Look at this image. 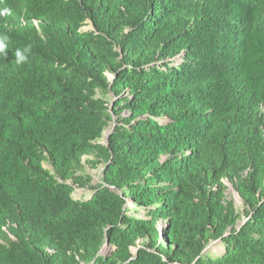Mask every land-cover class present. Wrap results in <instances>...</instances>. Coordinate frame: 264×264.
Wrapping results in <instances>:
<instances>
[{
	"label": "trees",
	"instance_id": "trees-1",
	"mask_svg": "<svg viewBox=\"0 0 264 264\" xmlns=\"http://www.w3.org/2000/svg\"><path fill=\"white\" fill-rule=\"evenodd\" d=\"M5 7L0 235L15 241L0 243V264H264V0ZM86 155L103 182L76 198ZM225 179L237 180L242 226Z\"/></svg>",
	"mask_w": 264,
	"mask_h": 264
},
{
	"label": "rangeland",
	"instance_id": "rangeland-1",
	"mask_svg": "<svg viewBox=\"0 0 264 264\" xmlns=\"http://www.w3.org/2000/svg\"><path fill=\"white\" fill-rule=\"evenodd\" d=\"M91 23L87 27H85V30L91 29ZM172 60L175 61H181V58L175 57L172 58ZM108 79L110 82L114 80V75L113 72L108 71L107 73ZM130 97L129 91L126 90L124 91L119 97L115 98L113 94H109L107 99L109 100L110 104H114V102H125L126 99ZM124 104L122 105V107ZM121 110V108H120ZM261 113L264 116V105L261 106ZM124 115H127V113H123ZM115 122H117V118H115ZM111 129L107 128L105 131L104 136H107L109 134V131ZM106 138L104 137L101 140V143H105ZM45 168L48 170H52L53 167L52 165L46 163ZM76 177L80 178V180H83L82 184L75 182L74 180L71 182V184H74L76 192L74 193L76 198H87L91 195L92 190L94 187L97 185H100L103 182V165L100 164L96 157L93 155H86L83 157L81 164L77 167V172H76ZM89 180V181H88ZM224 186H223V191L225 194V198L223 200V203L225 206H227L228 202H232L233 205L235 206V209L239 211L241 214V218L239 220V226H242L243 223L247 220L248 218V213L245 209V205L236 191V185H237V180H230V179H225L224 180ZM127 202L129 205H133L134 199L133 198H127ZM166 221H160L158 223L159 229L161 232V236H164V229L166 228ZM12 241H15V238L13 235L10 234L7 228L4 229V234L0 235V243L8 245ZM138 247H135L132 249L133 254H137L138 248L141 247L143 248L145 245V241L143 239H140L137 241ZM224 247L221 244L220 241H212L211 244L208 246L207 251H213L214 253L220 254L223 251ZM50 253H53L54 251L48 250Z\"/></svg>",
	"mask_w": 264,
	"mask_h": 264
},
{
	"label": "clouds",
	"instance_id": "clouds-1",
	"mask_svg": "<svg viewBox=\"0 0 264 264\" xmlns=\"http://www.w3.org/2000/svg\"><path fill=\"white\" fill-rule=\"evenodd\" d=\"M2 2V0H0ZM10 14V9L3 8L0 10V17L7 16ZM9 37L6 34L0 33V56L7 57ZM31 52V46H26L22 50L17 49L15 51V63L17 65L23 64L28 60V54Z\"/></svg>",
	"mask_w": 264,
	"mask_h": 264
}]
</instances>
